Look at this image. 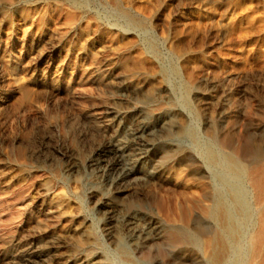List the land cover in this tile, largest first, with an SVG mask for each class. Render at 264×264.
Instances as JSON below:
<instances>
[{"label": "rangeland", "instance_id": "374dc122", "mask_svg": "<svg viewBox=\"0 0 264 264\" xmlns=\"http://www.w3.org/2000/svg\"><path fill=\"white\" fill-rule=\"evenodd\" d=\"M205 144L263 180L264 0H0V264H207Z\"/></svg>", "mask_w": 264, "mask_h": 264}, {"label": "bare ground", "instance_id": "6f19581e", "mask_svg": "<svg viewBox=\"0 0 264 264\" xmlns=\"http://www.w3.org/2000/svg\"><path fill=\"white\" fill-rule=\"evenodd\" d=\"M126 20L128 25L137 26L132 20ZM148 47L153 50V45L150 42ZM184 103L188 106L186 100ZM144 121L143 113L138 109L126 132L128 141L135 148L136 164H139L143 158L141 148L155 141L154 133L159 134L158 142L163 134L161 124H154V121ZM182 134L190 139L196 145L195 147L199 145L196 132L192 128L184 127ZM202 149V158L209 171L208 174L216 183V187L211 189V205L203 212V216L214 227L213 235L210 237L211 240L209 238L210 241L207 243L205 251L207 264H264V176L263 180H258L261 175L260 172V175L256 176L252 170L245 169L237 160L216 152L210 144H205ZM167 150L171 155L179 151L172 146ZM172 157L171 160L173 161L174 155ZM263 158L264 154L257 152L256 160L260 162ZM209 176L208 178L211 179ZM147 178L148 176L144 175L142 180ZM103 200L102 205L109 209L116 205L115 198ZM153 220L138 217L136 213L128 212L123 215L117 228L124 231L129 239H136L137 241V239L145 238L155 232L159 224ZM174 220L172 214H167L164 222L172 223ZM186 237L191 242L196 243L197 241L195 237L190 235ZM127 259L129 260V258Z\"/></svg>", "mask_w": 264, "mask_h": 264}]
</instances>
